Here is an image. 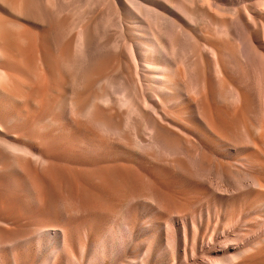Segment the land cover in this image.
<instances>
[{"label": "rangeland", "instance_id": "374dc122", "mask_svg": "<svg viewBox=\"0 0 264 264\" xmlns=\"http://www.w3.org/2000/svg\"><path fill=\"white\" fill-rule=\"evenodd\" d=\"M236 5L233 8H242L247 14L264 9V0ZM113 7L116 9V4ZM106 11L105 5L98 6L87 18L90 27L83 48L96 56L91 65L79 66L75 60V11L63 14L54 30L36 0H0L3 241L27 235L33 229L2 231L6 216L31 217L41 210V229L45 233L42 255L52 244L49 233L59 232L64 241L60 264H130L143 251L142 240L154 246L149 264H182L185 259L186 264H207L206 259L213 261L210 264H264V186L236 187L241 178L235 173L240 170L230 166L235 160H247L264 168L263 103L258 93L247 86V82L257 80L247 76L241 82L233 72L221 77L208 72L217 83L213 90L217 91V86L221 90L219 97V92L215 93L216 110L227 115L221 123L230 128L235 119L242 127L236 138L227 130H220L215 138L200 127L193 107L189 109L195 94L189 92L187 101L182 96L189 87L186 67L177 64L176 73L167 78L174 86H161L157 79L166 77L155 73H146L138 80L135 63L118 44L119 29L93 28ZM205 16L201 14L205 21L212 22L203 23L196 32L186 21L180 22L184 30L196 35L201 53L205 37L211 36L215 27L226 24L227 18L235 19L231 13H220L217 20ZM134 36L135 32L128 33V48L136 41ZM263 40L257 36L252 43L254 48H261L262 54ZM230 45L234 50V43ZM232 89L245 95L240 105L228 99ZM122 96L142 105L146 122L151 121L167 143L185 146L182 149L189 153L201 149L209 167L227 174L221 186L193 179L175 169V157L148 148L151 136L144 127L135 124V131L126 128L125 109L120 108ZM144 98L148 105L143 104ZM259 127L263 128L262 136L254 132ZM28 185L37 187L38 202L27 193ZM154 189L159 190V202L150 195ZM76 190L81 202L94 203L93 211L72 208ZM172 215L193 219L198 239L211 234V244L206 239L199 241L194 250L192 242L182 240L173 253L161 255L156 236L164 231ZM217 231H228L231 238L238 235L236 245L217 239ZM106 236L118 237L129 245L116 252H102ZM222 243L226 245L221 247ZM129 247L131 250H124ZM97 251L104 255L102 262L96 260Z\"/></svg>", "mask_w": 264, "mask_h": 264}, {"label": "bare ground", "instance_id": "6f19581e", "mask_svg": "<svg viewBox=\"0 0 264 264\" xmlns=\"http://www.w3.org/2000/svg\"><path fill=\"white\" fill-rule=\"evenodd\" d=\"M244 1L247 0H114V3L112 0H36V6L42 13L46 14V18L53 24L54 30L63 14L72 10L75 11L74 13L78 15H76L78 31L75 60L79 66L81 64L89 66L96 55L83 48L86 31H89L90 27L87 18L98 6L105 5L107 7L106 16L100 18L94 26L92 23V26L95 31L105 30L110 26H115L119 29L118 44L125 55L135 63L139 74L138 80L141 77H146V73L152 75L155 73L166 77L165 80L157 79L161 86H174L172 80L170 81L167 78L176 73L177 64L181 63L186 67L185 71L188 70L189 73V87L185 88L182 96L187 101L189 92L195 94L196 98L193 96L195 98L194 105H190L189 109L193 107V116L200 123V127L215 138L220 130H227L236 138L242 131V127L235 119L230 128L221 123V120L226 118L227 115L218 108L216 110L217 97L220 96L221 90L217 86L219 95L216 97L215 93L217 91L213 89L217 83L209 77V73L212 72L211 74H213L214 72V75L216 73L217 77H221L233 72L236 77L241 79V82L247 76H253L257 83L247 82V86L253 93H258L263 103L264 113V54L261 53L263 51L259 46L254 48L252 44L257 36L264 37V9L251 11L246 14L242 8H233L237 6L236 4H241ZM113 4H116V9ZM165 13L168 16H165ZM220 13H231L235 16V19L227 18L226 24L220 26L218 25L221 22L217 23L218 27H215L211 36L205 37L202 44L204 51L201 53L198 51L201 43L199 44L196 35L192 31H198L204 25L203 23L207 22L201 17V14L206 15L205 17L211 16L217 20ZM112 16L114 21L109 20ZM185 21L192 26L191 32L184 30L181 25L180 22ZM210 21L207 23L212 22ZM214 24H212L213 27L215 26ZM132 32H135L134 39L136 41L128 48L126 39L128 38V33ZM231 43L235 45L234 50L230 48ZM262 46L264 47V40ZM84 66L81 69H84ZM207 67L208 70H206ZM239 85L236 86L239 87ZM244 96L239 90L232 89L229 92L228 99L233 104L240 105ZM142 101L143 104L148 105L146 98L142 99ZM120 108L125 109V112H123L126 114L124 122L126 128L128 127L131 131H135V124L139 128L143 129L144 127L143 130L151 136L148 148L175 157V169L187 173L193 179L203 181L208 185L217 188L221 186L227 174L217 167H209V163L204 159V153L201 149L196 150L194 153H189L188 151L187 153L182 149L185 146H180V148L167 143L158 134L152 122H146L141 104L130 102L129 99L122 96ZM151 108L152 110L155 109V107ZM254 132L262 136L263 128H256ZM249 136L250 133L247 137ZM182 156L185 162L181 161ZM235 161L236 163H232L230 166L239 168L240 171L235 174H238L241 179L237 183L238 186H234L242 187V189L253 185L264 186L262 180L264 179L263 167H257L247 160V162L242 161V163ZM15 164V161L12 162L13 168H15ZM26 191L35 202L39 201L40 196L35 185H28ZM78 193L76 190L72 196V208L81 212L93 211L95 208L94 203L81 202L78 199ZM150 193L155 201H160L158 189H154ZM6 206L8 208V204ZM59 206L65 208L60 204ZM0 211H2L1 207ZM40 214L41 210H36L31 217H22V215L6 216L5 221H2L5 225L2 231L12 232L16 228L25 229L26 227H32L33 229L29 234L23 235L22 233L21 236H17L9 240V242H4V239L0 236V264H35L37 262L38 264H60L59 258L62 256L64 241L60 237L59 232L49 233L50 243L52 244L46 246V250L49 249V251L45 252L44 256L42 255V247L45 245V233L41 229L43 228L41 225L44 222L40 219ZM175 216H168L169 220L164 225V231L161 230V234L156 236V242L161 244L157 248L161 255L168 256L173 253L182 240L192 242L194 250L199 241L203 242L206 239V243L211 244L213 240L211 234L207 237L202 236L201 240L198 239L199 233L192 228L195 224L193 219ZM231 234L228 231H217L215 236H217V239L223 238V241H229L230 245H236L234 241L239 236L234 235L231 238ZM128 245V241H123L118 237L106 236L102 252L104 250L116 252L120 248L128 247ZM223 245L226 244L222 243L221 247ZM141 246L143 251L138 254V258L130 261V264H149L148 260L154 246H151L145 240H142ZM202 247L203 245H200V248ZM124 250L129 251L131 249L129 247L124 248ZM194 250L190 254L191 259L194 256ZM96 256L98 262L104 260V255H101V252L97 251ZM233 258L228 257V259ZM186 262V259L181 261L182 264H186ZM204 262L210 264L213 261L206 259Z\"/></svg>", "mask_w": 264, "mask_h": 264}]
</instances>
